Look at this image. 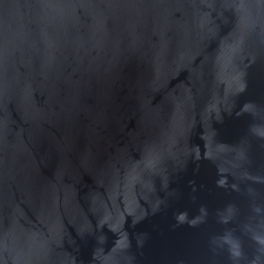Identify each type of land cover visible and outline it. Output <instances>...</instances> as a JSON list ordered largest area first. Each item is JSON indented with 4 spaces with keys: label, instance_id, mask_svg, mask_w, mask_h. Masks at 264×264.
Listing matches in <instances>:
<instances>
[{
    "label": "water",
    "instance_id": "water-1",
    "mask_svg": "<svg viewBox=\"0 0 264 264\" xmlns=\"http://www.w3.org/2000/svg\"><path fill=\"white\" fill-rule=\"evenodd\" d=\"M0 264H264V0H0Z\"/></svg>",
    "mask_w": 264,
    "mask_h": 264
}]
</instances>
